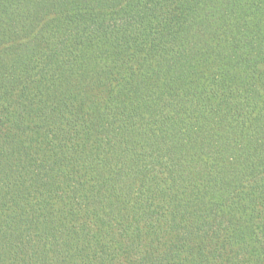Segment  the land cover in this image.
I'll return each mask as SVG.
<instances>
[{
    "label": "trees",
    "instance_id": "1",
    "mask_svg": "<svg viewBox=\"0 0 264 264\" xmlns=\"http://www.w3.org/2000/svg\"><path fill=\"white\" fill-rule=\"evenodd\" d=\"M0 264H264V0H0Z\"/></svg>",
    "mask_w": 264,
    "mask_h": 264
}]
</instances>
